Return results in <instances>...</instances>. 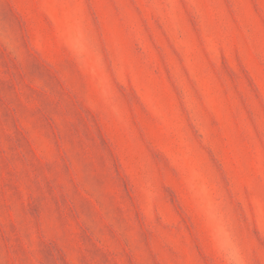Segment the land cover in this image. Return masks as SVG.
<instances>
[{"label": "rangeland", "instance_id": "1", "mask_svg": "<svg viewBox=\"0 0 264 264\" xmlns=\"http://www.w3.org/2000/svg\"><path fill=\"white\" fill-rule=\"evenodd\" d=\"M264 264V0H0V264Z\"/></svg>", "mask_w": 264, "mask_h": 264}, {"label": "clouds", "instance_id": "2", "mask_svg": "<svg viewBox=\"0 0 264 264\" xmlns=\"http://www.w3.org/2000/svg\"><path fill=\"white\" fill-rule=\"evenodd\" d=\"M227 264H242L238 250L231 244H225L223 249Z\"/></svg>", "mask_w": 264, "mask_h": 264}]
</instances>
